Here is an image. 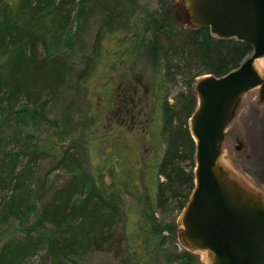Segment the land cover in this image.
Listing matches in <instances>:
<instances>
[{"label":"trees","instance_id":"1","mask_svg":"<svg viewBox=\"0 0 264 264\" xmlns=\"http://www.w3.org/2000/svg\"><path fill=\"white\" fill-rule=\"evenodd\" d=\"M80 1L81 29L68 37L75 0H0V120L12 119L6 122L11 141L18 143L19 129L29 120L52 128L60 141L72 133L64 145L28 141L14 151L15 160L25 156L22 174L34 187L35 217L29 224L19 219L9 234H1L0 264H28L40 250L44 264H80L100 250L114 254L117 262L108 264H199L185 243L187 248L178 249L173 214L182 212L193 188V84L205 73L221 76L236 68L251 48L215 37L208 28L178 26L167 15L171 0H154L150 8L138 0ZM91 15L98 23L93 45L104 28L131 30L136 39L122 56L135 54L150 72L148 83L133 68L130 77L119 79V88L106 81L101 105L112 122L108 130L113 120L122 128L137 127L144 142L134 154L121 133L105 137L107 145L96 148L97 161L90 155L96 145L84 138L98 126L95 110H84L80 102L87 99L94 58L85 57L76 69L63 51L79 42ZM69 89L77 90L74 96L64 94ZM46 158L49 166L40 167ZM14 167L9 185L16 184Z\"/></svg>","mask_w":264,"mask_h":264},{"label":"water","instance_id":"2","mask_svg":"<svg viewBox=\"0 0 264 264\" xmlns=\"http://www.w3.org/2000/svg\"><path fill=\"white\" fill-rule=\"evenodd\" d=\"M183 3L191 26L243 41L251 52L229 72H208L193 84L188 119L195 145L193 188L180 216L182 240L206 251L210 264H264V200L231 180L219 164L225 129L240 99L264 81L253 65L264 57V0Z\"/></svg>","mask_w":264,"mask_h":264},{"label":"rangeland","instance_id":"3","mask_svg":"<svg viewBox=\"0 0 264 264\" xmlns=\"http://www.w3.org/2000/svg\"><path fill=\"white\" fill-rule=\"evenodd\" d=\"M139 5L150 8L154 7L153 0H138ZM167 9L168 17L178 26H191L186 15L183 0H171ZM81 1L75 0L73 4L72 22L68 27L67 36L74 37L81 29V18L78 16V11L81 7ZM97 18L91 15L88 22L82 28V33L79 42H73L71 48L66 47L67 53H70L69 59L73 61L76 69L83 67L85 57L93 56L94 60L90 68V76L87 81V99H80L84 110L93 105L95 110L94 119L98 122V126L90 127L85 131V140L91 145L95 144V149L90 151L93 161H97L96 148L99 144L102 147L108 142H104L105 137H112L113 134L121 133V138L127 146L130 147L132 153H139L138 150L142 146L143 129L130 128L125 126L122 128L115 124L113 120L112 129L110 127L109 117L105 115V110L101 105L102 95L105 92L104 86L106 81L111 80L116 88L119 86V79L123 76L130 77V69L133 68L137 72L144 73L143 77L146 82H149V67L147 61L136 60L135 54L122 56L121 51L126 48H131L132 42L136 39L133 37L132 31H126L118 26L107 27L101 32L102 36L97 45H93L96 28L98 23ZM73 49L72 51H69ZM122 59L123 63H119ZM264 62V57L262 58ZM114 66V68H112ZM133 72V70H131ZM134 73V72H133ZM264 78V70L259 73ZM128 75V76H127ZM113 86V85H112ZM70 89L64 90V94L74 96L75 92ZM137 91L142 93V88L137 87ZM260 87L250 89L240 99L234 114L229 121L226 129L224 140L221 144V155L219 157L220 166L227 172L228 177L238 183L247 191L255 194L264 200V97L259 94ZM91 98V101L88 100ZM146 111V104H143ZM57 106L53 109L50 118H55L58 113ZM95 113H97L95 115ZM100 113V114H99ZM2 112H0V116ZM6 119L0 120V236L7 232L10 233L15 221L19 219L24 224L34 220V202L35 196L33 193V184L29 176H24L22 171L26 165L25 156L21 154L14 158V151L20 148L23 144L27 145L28 141H37L44 145L60 146L68 142L72 137V133L65 139L60 141L58 135H53V129L46 124L33 123L32 120L26 122L22 127V135L17 142L11 141V124H6L12 120L7 115ZM145 118V117H144ZM78 119H81L79 116ZM121 132H120V130ZM82 132V129L80 130ZM35 135V137L33 136ZM34 137V138H33ZM15 162V163H14ZM50 164V158L41 161L40 167L47 168ZM14 168V176H16V184H7L11 168ZM41 168V169H42ZM140 187V185H139ZM3 199H5L3 201ZM177 215L176 224L178 226V235L175 243L178 249L187 248L182 240L183 226L180 222L181 211H173ZM157 217H160L157 214ZM168 218L171 214H168ZM73 222L69 223L72 224ZM6 234V235H7ZM192 251L199 260V264H210L211 257L206 251H199L187 248ZM109 261H114L115 256L105 250L93 251L86 254L80 264H108ZM28 264H44V250L38 251L29 259Z\"/></svg>","mask_w":264,"mask_h":264},{"label":"bare ground","instance_id":"4","mask_svg":"<svg viewBox=\"0 0 264 264\" xmlns=\"http://www.w3.org/2000/svg\"><path fill=\"white\" fill-rule=\"evenodd\" d=\"M253 65H254V68L259 73H261L264 70V62L262 58L255 59Z\"/></svg>","mask_w":264,"mask_h":264},{"label":"flooded vegetation","instance_id":"5","mask_svg":"<svg viewBox=\"0 0 264 264\" xmlns=\"http://www.w3.org/2000/svg\"><path fill=\"white\" fill-rule=\"evenodd\" d=\"M259 87H260L259 94H261L264 97V81H263L262 85H260Z\"/></svg>","mask_w":264,"mask_h":264}]
</instances>
